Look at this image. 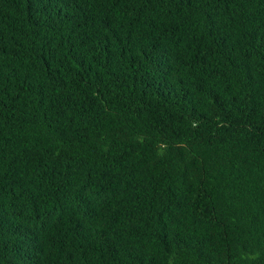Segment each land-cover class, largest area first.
I'll return each instance as SVG.
<instances>
[{"label": "trees", "instance_id": "16d2710c", "mask_svg": "<svg viewBox=\"0 0 264 264\" xmlns=\"http://www.w3.org/2000/svg\"><path fill=\"white\" fill-rule=\"evenodd\" d=\"M0 264H264V0H0Z\"/></svg>", "mask_w": 264, "mask_h": 264}]
</instances>
